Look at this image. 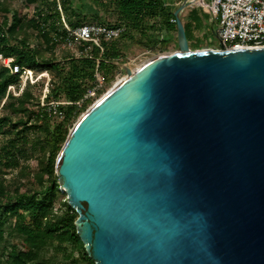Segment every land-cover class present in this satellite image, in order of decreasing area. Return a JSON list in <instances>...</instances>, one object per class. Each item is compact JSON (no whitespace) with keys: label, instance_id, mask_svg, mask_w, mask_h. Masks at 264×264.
<instances>
[{"label":"water","instance_id":"1","mask_svg":"<svg viewBox=\"0 0 264 264\" xmlns=\"http://www.w3.org/2000/svg\"><path fill=\"white\" fill-rule=\"evenodd\" d=\"M153 57L69 132L55 174L94 264H264V48Z\"/></svg>","mask_w":264,"mask_h":264},{"label":"trees","instance_id":"2","mask_svg":"<svg viewBox=\"0 0 264 264\" xmlns=\"http://www.w3.org/2000/svg\"><path fill=\"white\" fill-rule=\"evenodd\" d=\"M14 1L0 0V264H57L59 256L60 264H94L76 231L78 215L60 194L57 157L73 123L122 72L131 49L158 54L170 44L178 48L171 20L183 0H25L29 12ZM195 9L206 14L185 9L186 36L200 21ZM65 24L71 31L98 25L122 32L97 46L76 42ZM24 71L50 74L45 105L44 77L21 88ZM96 74L103 80L99 89ZM29 144L41 150L33 186L21 180L10 190L9 171L29 176L20 168ZM57 195L64 200L61 211L53 207Z\"/></svg>","mask_w":264,"mask_h":264},{"label":"built area","instance_id":"3","mask_svg":"<svg viewBox=\"0 0 264 264\" xmlns=\"http://www.w3.org/2000/svg\"><path fill=\"white\" fill-rule=\"evenodd\" d=\"M198 6L218 22L216 34L220 44L226 50L264 48V0H210L208 3L200 0ZM171 22L176 21L171 20ZM65 27L70 36L76 39V42H92L97 46H100L103 38L112 40L122 32L121 29L98 25H86L76 31H71L66 24ZM41 77V75L39 78L34 77L31 71H24L21 76L22 80L24 79L23 87L27 81L32 84ZM96 77L97 89L102 88V78L98 74ZM48 83L43 91L42 105H45L43 100L48 92ZM90 94L95 95L94 92H90ZM56 105V103L50 104L52 107Z\"/></svg>","mask_w":264,"mask_h":264},{"label":"rangeland","instance_id":"4","mask_svg":"<svg viewBox=\"0 0 264 264\" xmlns=\"http://www.w3.org/2000/svg\"><path fill=\"white\" fill-rule=\"evenodd\" d=\"M204 2L208 3V2H210V0H204ZM13 5L16 8L21 9L23 12H29V9L25 6V0H15L13 2ZM194 8H196V7H194ZM195 11L198 13V9H195ZM198 15H199L200 21L195 26V29L193 31L187 30V40H188V44H189L190 49L191 50H200L202 48H210V49L220 48L219 47L220 42H219V39H218L217 34H216L217 28H218V22L216 20H214L212 18V16L207 14V13L205 15L198 13ZM184 23H185V18H184ZM195 46H198V47H195ZM177 49L178 48H176L174 44H170L167 51H165L163 53L154 54V53H150L147 51H143L140 49L133 48L129 51V53L127 55L126 62L122 65L127 67L130 71H133L138 66L143 65L147 61L151 60L153 57L161 55V54L172 53V52L177 51ZM120 68H121L122 72H119L115 76V79L111 82V84H109L108 86H106L104 88L103 93L98 98H96L94 100L93 104L95 102H97L102 96H104L120 79L126 77V73H125L124 69L121 66H120ZM39 76H37V77L39 78ZM41 76L44 77V79H43V81H44L43 91H44L45 86L49 82L51 76L48 73H43V74H41ZM21 82H22L21 88H23L24 79L21 80ZM90 96L94 97L95 95L90 94ZM42 98H43V96H42ZM3 104H4V102H3ZM91 106H89L88 109ZM79 118L73 123V127L77 123ZM31 139H33V137H31ZM25 151H26L25 156L22 157V159H21L20 168H23L25 170L26 174H29V176L26 175L24 178H21V175L19 173V170H20L19 168L14 170L13 172L9 171L5 178L7 180L8 188L10 190L13 189L14 185L19 183L21 180L26 184V188H28V189L31 188V186H33L32 177L38 171L39 159L41 157V150L39 148L33 150V149H31V145L29 144L26 146ZM59 191H60V194H62V193L65 194L64 190L61 187L59 188ZM63 201L64 200L62 199V197L57 195L53 207L56 210H60V211L63 210V208H62ZM7 241H9V243L12 242L10 237L8 238ZM6 245H7V242H6ZM60 260H61V257L59 256L57 259V264L61 263V262L59 263Z\"/></svg>","mask_w":264,"mask_h":264},{"label":"crops","instance_id":"5","mask_svg":"<svg viewBox=\"0 0 264 264\" xmlns=\"http://www.w3.org/2000/svg\"><path fill=\"white\" fill-rule=\"evenodd\" d=\"M191 9H194V7H196V8H201V7H199L198 6V2L197 3H195V4H193V5H191V6H189ZM202 9V8H201ZM185 16V10L180 14V18L182 17V16Z\"/></svg>","mask_w":264,"mask_h":264},{"label":"bare ground","instance_id":"6","mask_svg":"<svg viewBox=\"0 0 264 264\" xmlns=\"http://www.w3.org/2000/svg\"><path fill=\"white\" fill-rule=\"evenodd\" d=\"M213 50H218V49H213ZM140 66H141V65H140ZM140 66H138L136 69H138ZM136 69H134L133 71H135ZM125 78H126V77L120 79L117 83H119L120 81H122V80L125 79ZM117 83H116V84H117ZM116 84H115V85H116Z\"/></svg>","mask_w":264,"mask_h":264}]
</instances>
